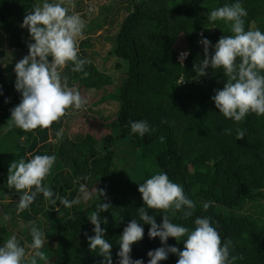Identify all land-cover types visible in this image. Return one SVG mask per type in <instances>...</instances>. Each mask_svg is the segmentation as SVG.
Segmentation results:
<instances>
[{
    "label": "trees",
    "instance_id": "obj_1",
    "mask_svg": "<svg viewBox=\"0 0 264 264\" xmlns=\"http://www.w3.org/2000/svg\"><path fill=\"white\" fill-rule=\"evenodd\" d=\"M232 2L130 0L132 9L117 28L111 24L106 28L114 21L110 15L103 31L86 28L79 55L91 61L84 67L88 75L73 72L71 63L61 74L62 79L66 77L63 82L84 93L90 107L66 114L48 128L23 132L8 123L10 110L22 98L15 88L14 67L28 55V44L33 42L27 28L21 27L23 19L40 4L0 0V38L4 42L0 46V216H10L0 226V243L15 235L26 249V264H30L34 250L30 248L29 222H34L45 233L42 251L47 264H101L103 258L89 248L85 233L94 235L88 215L103 201L110 207L100 213L101 227L107 230L105 238L113 245L115 260L119 236L131 220H139L138 209L144 206L139 184L166 172L196 204L192 217L183 219L178 212L172 217L174 223L193 228L197 216H209L222 241L232 242L230 255L238 257L235 264H264V224L218 210L264 204V116L250 113L239 123L225 118L211 99L214 90L226 83L223 71L209 67L207 75L197 76L194 69L204 59L202 36L215 45L222 36L231 35L223 21L213 26L207 17L212 9ZM242 6L248 12L245 29L264 31V0H242ZM96 42L114 43L110 55L127 62L128 68L121 70L118 64L115 73L108 74L109 63L94 64L103 55V50L94 49ZM185 47L189 55L181 65L178 55ZM209 52L214 53V48ZM182 73L185 83L174 85ZM114 101L115 110L97 118ZM85 113L92 123L69 133L70 119ZM136 120L148 121L155 130L144 137L133 134L130 122ZM238 129L245 132L241 140L236 139ZM52 136L58 137L57 142ZM37 154L56 157L44 183L57 196L79 198V204L72 208L61 205L57 210L41 194L29 209L17 214L20 194L7 186L10 164ZM81 184L85 185L83 193ZM204 204L209 205L207 210ZM149 214L162 222L161 210L149 209ZM141 223L145 235L133 244L131 256L143 258L147 264V252L162 245L159 238L148 237L150 225ZM168 244L184 248L183 241L175 238L170 237ZM178 259L170 254L161 264H177Z\"/></svg>",
    "mask_w": 264,
    "mask_h": 264
},
{
    "label": "clouds",
    "instance_id": "obj_2",
    "mask_svg": "<svg viewBox=\"0 0 264 264\" xmlns=\"http://www.w3.org/2000/svg\"><path fill=\"white\" fill-rule=\"evenodd\" d=\"M74 9V0H43L42 4L35 6L25 15L21 27L27 28L33 42L28 44V55L16 62L14 67L15 88L22 98L20 103L10 110V127L21 129L23 132L48 128L70 110L86 109L87 98L82 96L79 90L71 89L66 82H62L61 75L64 68L71 63L73 72H82L86 77L88 73L84 67L91 63L89 59L79 55L80 40L87 24L82 14ZM95 11L90 5L87 14L91 16ZM247 15L242 0H234L212 9L208 20L213 26L217 21H223L229 26L231 35L222 36L215 45L202 36L204 59L194 65L197 76L207 75L209 67L223 71L227 78L226 83L222 89L214 90L215 94L211 99L225 118L236 123L242 122L250 113L264 116V31L246 30ZM210 47L214 48V53L209 52ZM188 55L187 51L180 53L181 65ZM63 79L66 81V77ZM184 83L185 74L182 73L174 85L180 86ZM0 94H3L2 86ZM130 128L133 134L140 137L155 130L146 120L131 121ZM244 137L245 132L238 129L236 139L241 140ZM55 161L54 155L37 154L27 161L21 158L11 162L7 186L20 194L17 214L29 209L41 194L57 210L61 205L72 208L81 202L79 198L69 200L57 196L55 191L44 183ZM79 190L83 193L85 185L81 184ZM138 191L142 194L144 206L138 209L139 220H131L119 236V250L115 260L113 245L105 238L107 230L101 227L100 217V213L108 210L110 204L102 201L97 204L96 210L88 215L94 226V235L85 233V236L89 241V248L103 258L101 264H145L143 258L133 259L131 256L133 244L142 240L145 235L141 222L150 225L148 237L159 238L162 245L147 252L150 257L147 264H161L170 254L179 257L177 264H235L238 257L230 255L232 242L227 239L222 241L211 217L197 216L193 228L173 222L172 217L178 212L182 213L183 219L192 217L196 204L185 193L183 186L173 182L166 172H159L145 179L139 184ZM98 194L102 197L103 190ZM208 207V204L203 205L205 210ZM149 209L163 212L161 223H157L155 216L149 214ZM9 219L8 214L0 216V226ZM29 223L32 237L30 248L34 250L30 264H37L38 260H44L47 264L46 254L42 251L46 243L45 233L35 226L34 222ZM170 237L175 238L177 242L183 241V250L168 244ZM26 261V249L15 235L0 243V264H26Z\"/></svg>",
    "mask_w": 264,
    "mask_h": 264
},
{
    "label": "rangeland",
    "instance_id": "obj_3",
    "mask_svg": "<svg viewBox=\"0 0 264 264\" xmlns=\"http://www.w3.org/2000/svg\"><path fill=\"white\" fill-rule=\"evenodd\" d=\"M35 2L41 4L43 2V0H35ZM74 4H75V11L76 12H82L85 16H82L87 24V31H89V29H102V31L104 30V23H107V19L106 16L110 15L109 17L111 19H114L113 22L109 23L107 25L106 28L110 27V24L112 26H116L115 28H117L121 22L124 20V18L128 15V13L131 11L132 7L130 4V0H74ZM77 4L79 5V10H77ZM93 6L96 11L95 13H93L91 16H89L87 14V9L89 6ZM112 14V15H111ZM94 21V24L92 25L91 22ZM90 25V26H89ZM115 30V29H113ZM100 34V31H96V35ZM109 36V33L107 34ZM115 35V34H113ZM106 37V35H105ZM182 45L185 46V39H182L181 41ZM4 44L3 40L0 38V46ZM97 50H103L102 51V56L101 59L98 60L97 62H93L94 64H99L102 65L103 63H109L108 65V74H113L115 73L114 67L118 64H120L122 66L121 70L127 69L128 68V64L125 61H122L121 59L117 58L115 56V54H111L110 53L114 50V43H111L109 46L108 44H104V43H100L97 45L96 42V46L94 47V49ZM183 51H187L189 53V50L185 47L183 49H181L179 51V55L181 52ZM27 55V54H26ZM178 55V58H179ZM20 57V55H19ZM180 60V59H179ZM64 80L62 79V82ZM69 88L76 90V88L74 86H69L67 85ZM81 95L84 96L85 98H87L84 93L82 91H80ZM88 96L91 97L92 96V92L89 91L87 92ZM115 104L116 101H114L113 103H110V105L103 109L104 111L102 113H99L97 116V118L101 119V117L108 115L111 111L115 110ZM87 107H90L89 104H87ZM77 111V110H76ZM73 112H75V110H70L67 115L69 116L70 114H73ZM91 113V112H90ZM88 115L85 113V115H80L79 117H77V119H70V129H69V133L75 132L77 130H79V128H81V126L84 125V123H92L91 120H89V118L87 117ZM81 117H83L81 119ZM68 119H66L67 122ZM100 121V120H99ZM68 123V122H67ZM80 126V127H79ZM52 141L55 143L58 140V137L56 136H52ZM87 195H89V192H86ZM259 206L256 205H252V204H246L244 206H240V207H235L232 210H225V209H218L220 212L225 213V214H233L235 216H249L252 217L253 220L257 221L259 224H264V204H257ZM16 230H14L15 232Z\"/></svg>",
    "mask_w": 264,
    "mask_h": 264
}]
</instances>
